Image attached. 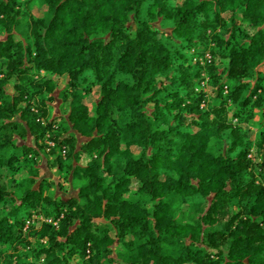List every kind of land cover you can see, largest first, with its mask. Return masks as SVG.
<instances>
[{"label": "trees", "instance_id": "16d2710c", "mask_svg": "<svg viewBox=\"0 0 264 264\" xmlns=\"http://www.w3.org/2000/svg\"><path fill=\"white\" fill-rule=\"evenodd\" d=\"M0 264H264V0H0Z\"/></svg>", "mask_w": 264, "mask_h": 264}, {"label": "rangeland", "instance_id": "374dc122", "mask_svg": "<svg viewBox=\"0 0 264 264\" xmlns=\"http://www.w3.org/2000/svg\"><path fill=\"white\" fill-rule=\"evenodd\" d=\"M32 14L36 17H43L45 15V10L43 8L37 7V8H34V10L32 11ZM64 83H65L64 79L59 80V84L61 86L64 85ZM204 85H205L206 91L208 92V96H209L208 99L209 101H211L213 94H214V88L207 85V83H205ZM97 97L98 95L96 93L87 99V103L91 109H93L94 102L96 101ZM60 106H61V102L60 100H58V96H57L56 100L53 103V112H52L53 116H59L60 114H64V115L66 114V108L61 109ZM259 121H260V115H257L252 122L253 124H249L247 126L249 134L253 138L256 135V130H257L256 125L259 123ZM132 152L133 154H138L139 149L133 148ZM43 155L44 156L41 158V167L43 168V175L47 177L49 180L54 181L55 183L61 182V185L63 187V189L61 190L57 186L53 188L51 193L54 194L56 197H65V198L76 195L78 192V187L80 186V182H74L71 178L69 179L60 178L58 169L56 167L49 165L48 160L51 159L50 154H48V152H44ZM136 187L137 186H135V188ZM27 225H29V223Z\"/></svg>", "mask_w": 264, "mask_h": 264}, {"label": "built area", "instance_id": "2783aa9c", "mask_svg": "<svg viewBox=\"0 0 264 264\" xmlns=\"http://www.w3.org/2000/svg\"><path fill=\"white\" fill-rule=\"evenodd\" d=\"M50 145L53 146L54 144H53V143H50ZM64 153H65V152H64ZM49 222H51V221L49 220ZM28 223L30 224V222H28Z\"/></svg>", "mask_w": 264, "mask_h": 264}]
</instances>
